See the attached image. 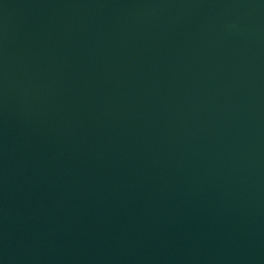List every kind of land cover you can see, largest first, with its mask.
I'll use <instances>...</instances> for the list:
<instances>
[{
    "label": "water",
    "instance_id": "95a60500",
    "mask_svg": "<svg viewBox=\"0 0 264 264\" xmlns=\"http://www.w3.org/2000/svg\"><path fill=\"white\" fill-rule=\"evenodd\" d=\"M0 264H264V0H0Z\"/></svg>",
    "mask_w": 264,
    "mask_h": 264
}]
</instances>
